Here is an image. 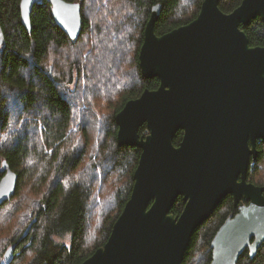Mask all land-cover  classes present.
<instances>
[{"label": "trees", "instance_id": "16d2710c", "mask_svg": "<svg viewBox=\"0 0 264 264\" xmlns=\"http://www.w3.org/2000/svg\"><path fill=\"white\" fill-rule=\"evenodd\" d=\"M80 1L82 30L71 39L56 23L49 0L34 6L30 32L22 21L21 0H1L0 180L6 160L18 184L13 198L0 206L2 224L16 227L1 237L0 264H81L106 243L130 198L142 152L118 144L116 115L127 101L160 84L158 77L143 75L139 60L152 8L161 5L155 32L162 35L195 19L204 0ZM241 2L221 0L220 8L231 12ZM241 28L252 46L264 45L260 16ZM145 131L143 126L140 132ZM182 138L179 130L174 143ZM263 162L264 141L249 175L264 186L257 179ZM114 174L124 176L125 183L100 195V204L94 202L97 181ZM26 187L35 197L27 209L22 206ZM185 204L179 196L171 213L181 214ZM235 211L226 196L194 232L183 264L211 263L212 240ZM97 216L99 239L91 245L89 225ZM65 234L71 236L69 245L56 241ZM13 245L7 263L5 254ZM238 264H264V242L254 256L246 249Z\"/></svg>", "mask_w": 264, "mask_h": 264}, {"label": "water", "instance_id": "95a60500", "mask_svg": "<svg viewBox=\"0 0 264 264\" xmlns=\"http://www.w3.org/2000/svg\"><path fill=\"white\" fill-rule=\"evenodd\" d=\"M39 1L21 0L29 32ZM49 1L56 23L78 39L81 1ZM220 1L204 0L195 19L162 35L155 32L161 5L153 6L139 60L143 75L160 84L116 115L118 144L142 150L132 192L106 243L81 264H183L194 232L229 194L239 211L213 238L210 264H238L247 248L254 256L264 242V186L247 181L257 141L264 140V45L252 46L241 28L264 19V0H242L231 12ZM3 167L0 206L18 184L6 160ZM179 196L186 204L174 215ZM14 252V245L6 251L7 263Z\"/></svg>", "mask_w": 264, "mask_h": 264}, {"label": "rangeland", "instance_id": "374dc122", "mask_svg": "<svg viewBox=\"0 0 264 264\" xmlns=\"http://www.w3.org/2000/svg\"><path fill=\"white\" fill-rule=\"evenodd\" d=\"M147 132L148 131L146 129L144 134H146ZM261 166H262L261 170L257 174L258 175L257 179H259L260 181H264V162L261 163ZM125 179L126 178L122 175L114 174L106 182L100 183L99 181H97V183H99L100 191L98 192V194L94 195V197H93L94 202L100 204V201H99V199L101 198L100 195H109L110 192L113 191V189L116 185H123L125 183ZM115 182H117V184H115ZM31 189H32L31 187H26L23 191V194H22V206L25 209H27V206L30 205V202L35 199L34 194L32 193ZM2 219H3V214H0V220H1V222H0V251L4 245L3 244L4 239L2 240L1 237H6L7 235H12L14 232H16V227H15V229L10 230L8 228L9 227L8 225L4 226V224H2ZM99 221H100L99 216H97L95 218L94 222L91 218V225H89V237H88L89 238L88 242L91 245L93 243L97 242L99 239V229L97 226ZM2 226H4V228ZM70 239H71L70 234H65L61 237L60 236L56 237V241H58L60 243L68 244V245L70 244Z\"/></svg>", "mask_w": 264, "mask_h": 264}, {"label": "flooded vegetation", "instance_id": "af4514ba", "mask_svg": "<svg viewBox=\"0 0 264 264\" xmlns=\"http://www.w3.org/2000/svg\"><path fill=\"white\" fill-rule=\"evenodd\" d=\"M262 141H264V140H258V141H257V149H258V153H259V145L262 144ZM257 156H258V155H257ZM255 160H256V159H255ZM253 161H254V160L251 161L250 168H249L248 175H247V181H248V182H252L251 179H250V176H249V175H250V172H251V167H252V165H253ZM252 183H254V182H252ZM254 184H256V183H254ZM256 185H259V184H256ZM262 186H263V185H262ZM228 196H231V198L233 199V204H234V198H233V196H232L231 194H229ZM244 202L248 203V201H246V200H244ZM234 207L237 209V211H235L234 213H231L228 217H233V216H235V214L239 211V205L236 206V205L234 204ZM228 217H227V218H228ZM261 245H262V244H261ZM260 247H261V246H260ZM260 247H259V248H260ZM247 249H249V248H247ZM258 250H259V249H258ZM258 250H257V252H258ZM249 251H250V249H249Z\"/></svg>", "mask_w": 264, "mask_h": 264}]
</instances>
